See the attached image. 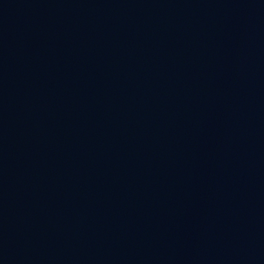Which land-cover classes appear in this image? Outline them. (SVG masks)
<instances>
[{
    "label": "water",
    "instance_id": "95a60500",
    "mask_svg": "<svg viewBox=\"0 0 264 264\" xmlns=\"http://www.w3.org/2000/svg\"><path fill=\"white\" fill-rule=\"evenodd\" d=\"M0 264H264V0H0Z\"/></svg>",
    "mask_w": 264,
    "mask_h": 264
}]
</instances>
